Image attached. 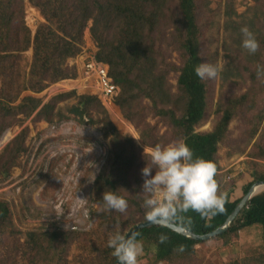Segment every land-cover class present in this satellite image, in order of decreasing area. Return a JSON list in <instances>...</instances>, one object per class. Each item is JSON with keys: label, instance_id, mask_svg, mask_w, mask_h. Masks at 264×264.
<instances>
[{"label": "trees", "instance_id": "obj_1", "mask_svg": "<svg viewBox=\"0 0 264 264\" xmlns=\"http://www.w3.org/2000/svg\"><path fill=\"white\" fill-rule=\"evenodd\" d=\"M252 1L254 5L244 14L234 8L226 11L223 23L229 36L224 44L230 58L223 76L226 81L234 76L247 78L249 88L241 94L219 99L214 128L199 132L197 127L203 123L209 108V92L205 79L196 75L195 68L204 58H209L203 53L204 30H212L216 24V14L209 0H0V74L6 76L5 83L10 81L13 86L9 94L0 96V136L6 129L22 126L25 120L32 118L34 122L50 124L72 120L81 125H102L111 140L108 159L96 180L98 207L90 211L89 221L97 223V229L92 235L78 231L67 233L59 228L28 232L25 243H20V238L18 242L29 263L63 264L69 248L82 240L90 249L91 257L79 259L80 264H119L112 255L113 249L107 245L109 235L119 231L126 237L132 228L148 222L142 207V169L147 163L153 166L150 157L144 155V149L132 136L116 129L97 95L63 91L47 102L46 93L38 95L52 84H63L77 77V68L71 66L69 60L83 52L87 28L97 47V59L109 66L114 82L120 87L116 104L140 131L142 145L150 148L169 143L166 140L182 139L194 157L210 160L217 166L216 180L225 197L223 210L208 217L189 210L181 212L170 223L198 235L209 234L226 223L255 182L264 181V172L254 171L243 197H237L239 178L230 185L224 183L219 162L221 144L228 143L231 123L238 118L248 124L245 133L251 141L262 128L247 156L252 164L259 165V160L264 162V78L257 79L255 70L257 64L264 65V0ZM27 3L37 8L45 19L35 33L26 22ZM244 26L259 42L255 54H249L242 47L240 29ZM165 48L179 54V65L166 61ZM30 49L33 59L28 81L22 83L19 74L16 78L12 75L10 80L7 74L15 58ZM213 62V56L212 61L207 60L215 65ZM170 72L178 74L176 91L172 90L168 79ZM30 90L36 95H23ZM145 99L151 102V110L159 118L156 124L148 121ZM72 100L75 102L70 104ZM64 102L68 104L61 105ZM158 122L171 127L168 136L159 134ZM29 135L30 127L26 126L0 153V176H7L15 159L29 148ZM246 150L240 149L238 153ZM106 190L128 201L124 213L105 210L102 194ZM10 215L8 204L0 200V227H10L13 238L21 236V232L13 228ZM255 225H260L264 232V190L248 201L227 231L213 238L229 244L232 235ZM134 235L138 241L154 245L156 259L169 264H198L197 245L207 241L192 239L164 225L142 228ZM161 235L167 237L163 243L159 240ZM0 264L12 263L3 257ZM226 264H264V254Z\"/></svg>", "mask_w": 264, "mask_h": 264}, {"label": "rangeland", "instance_id": "obj_2", "mask_svg": "<svg viewBox=\"0 0 264 264\" xmlns=\"http://www.w3.org/2000/svg\"><path fill=\"white\" fill-rule=\"evenodd\" d=\"M210 7L216 14V24L212 30H204V56L210 58L214 57V64L218 66L219 74L215 79H205L208 94H209V108L207 109L203 123L197 127V131L205 132L211 131L218 119L216 114V106L219 99H224L236 94L245 92L249 87L250 81L247 78L232 77L226 81L223 72L228 67L230 58L225 50V41L228 39L224 31V14L230 9H235L239 14L246 13L253 5L252 0H209ZM26 9V22L32 29L33 33L36 32L38 25L44 22L40 11L27 3ZM86 43L90 41L91 35L88 28L84 32ZM166 49V48H165ZM165 54L167 62H173L177 65L180 64V57L177 52L166 49ZM209 58H204L207 62ZM33 59V50L22 53L21 56L15 58V61L8 70L7 74L10 80L17 77L19 74L21 82L26 83L30 77L29 70ZM71 65V61L69 62ZM0 74V96L7 95L11 92L13 86L10 81L5 83L6 76ZM13 75V77H12ZM168 79L172 85V90L176 91L178 74L170 72ZM17 85V83H14ZM78 87H75V82L67 81L60 86L52 84L43 93L45 102L49 101L55 95L63 91L75 90L79 94L91 93L92 89H87L86 85L78 82ZM78 89V90H76ZM47 91V92H46ZM36 95L31 90L23 93V95ZM72 100L69 103H74ZM17 103V102H16ZM64 102L61 105H66ZM144 105L148 107V121L156 124L159 119L151 110V102L145 99ZM110 119L116 126V129L123 135L132 136L137 144L144 149L140 131L134 123L126 119L122 114L120 108H110L108 110ZM59 124H50L47 121L34 122L32 118L23 122V125H15L6 129L0 136V153L3 152L5 146L20 132L21 129L28 126L30 127V135L27 140H30L29 148L21 153L18 159H15L13 165L9 169L7 176H0V200L5 201L10 209V220L13 228L21 232V236L12 237L10 227L7 225L0 227V260L5 257L12 264H32L29 263L28 258L24 254L19 242L24 244L26 234L28 232H47L55 228H59L67 233L78 231L81 233L93 234L97 229V223H93L82 217L84 214L81 209L78 212L75 208L77 194L79 189L83 190L85 198L87 199L84 204L87 207L85 213L89 214L91 209H96V180L102 171L107 159L109 149L111 147L110 137L106 136V130L102 125L91 126L92 130L101 133L100 138L97 139L98 148L92 147L90 144H78L81 146L82 151L86 155L75 166L69 157L53 156L55 155V147L58 143L69 144V141L60 142L55 141L58 137L52 138L50 135L51 127L58 126ZM77 125L81 129H87L90 125ZM248 124L243 122L242 119H235L230 126L228 143L221 144L219 149V162L222 170L220 173L224 177V183L232 184L236 178H239L236 183L235 196L243 197L246 186L252 181V173L254 171L264 172V163L262 160L259 165L251 163V158L247 153L252 150L253 145L258 140L262 128L256 138L251 141L247 139L245 131L248 129ZM160 135H169L171 127L163 122H158L157 126ZM137 138V139H136ZM55 139V140H54ZM168 139V138H166ZM5 141V142H4ZM40 141L41 144H34ZM164 141V139H163ZM4 142V144H3ZM166 142H171L166 140ZM28 145V144H27ZM91 148V150L89 149ZM148 148V147H146ZM243 154L238 153L240 149H246ZM89 151V152H88ZM69 161H67V159ZM66 166L68 167L66 169ZM71 167V169H70ZM77 173V174H76ZM76 174L79 180L75 184L72 179ZM95 178V179H94ZM94 179V180H93ZM74 184V185H73ZM264 188L259 189L256 193L259 194ZM64 199V201H62ZM64 202L62 207L61 203ZM60 210L65 212V216L58 217ZM86 222L85 224H83ZM83 230H76L80 227ZM93 229V230H92ZM12 234V235H11ZM20 238L19 242L18 239ZM81 239V238H80ZM143 243V255L138 257V264H169L167 262H159L155 256V247L152 244ZM17 247H20L16 251ZM93 252V250H92ZM198 264H226L235 260H242L255 255L264 254V232L260 225L248 227L239 231L237 235H232L231 242L225 244L223 239H208L207 241L197 245ZM90 249H87L86 242L76 241L67 251L63 260V264H80L79 259L84 257H91L89 255ZM82 256V257H80ZM9 257V258H8ZM42 264V263H40Z\"/></svg>", "mask_w": 264, "mask_h": 264}, {"label": "clouds", "instance_id": "obj_3", "mask_svg": "<svg viewBox=\"0 0 264 264\" xmlns=\"http://www.w3.org/2000/svg\"><path fill=\"white\" fill-rule=\"evenodd\" d=\"M240 31L242 47L249 54H255L259 50V42L255 34L247 26L242 27ZM255 70L257 79L264 78V65L257 64ZM195 73L202 80L215 79L219 69L216 65L202 62L195 68ZM55 85L61 84L55 83ZM146 154L150 157L153 166L149 167L147 163V166L142 169L144 178L142 207L145 209L147 221L170 222L181 212L186 213L189 210L199 213L202 217H208L223 210L225 197L220 192L216 180V164L202 157H194L193 151L184 140L178 139L163 145L144 147V155ZM153 169H155L154 175H152ZM79 200L84 203L87 199ZM102 200L105 210L124 213L128 208V201L112 190L104 191ZM166 239L164 235L159 237L161 243ZM107 245L113 249L112 255L116 257L119 264H138V257L142 256L144 251L143 243L138 241L135 235L126 238L119 231L109 235ZM180 250H183L182 246Z\"/></svg>", "mask_w": 264, "mask_h": 264}, {"label": "built area", "instance_id": "obj_4", "mask_svg": "<svg viewBox=\"0 0 264 264\" xmlns=\"http://www.w3.org/2000/svg\"><path fill=\"white\" fill-rule=\"evenodd\" d=\"M73 66L77 68V78L73 81L75 82V87H78V82H82L83 85H86L87 89H92L91 93L98 96L101 100V103L105 106L107 110L110 111V108L118 109L116 104V99L120 93V87L114 82L109 66L97 59V47L95 46L92 40L87 42L83 47V52L73 59L71 62ZM78 90V89H77ZM58 126L51 127L50 135L52 138L58 137L55 141L65 142L69 141V144L58 143L55 147V155L53 156H64L69 157V160L74 162L76 166L80 160L84 158L86 153L81 149V146L78 144H90L95 149L99 147L97 139L102 137L100 132L92 130L91 126H88L87 129H81L76 121L68 120L58 123ZM5 142V141H4ZM3 142V144H4ZM28 145H30V140H28ZM34 144H41L40 141L35 142ZM91 150V148H89ZM89 152V151H88ZM66 157V159H67ZM67 159V161H69ZM68 167L66 166V169ZM71 169V167H70ZM77 174V173H76ZM76 174L73 175L72 181L76 184L79 178H76ZM74 185V184H73ZM85 194L83 190L79 189L76 200L78 201L75 205V208L78 212L83 210L84 214H81L82 217H90L89 210L88 213H85L87 204L81 203L79 199H84ZM64 201V199H62ZM62 207L64 202L61 203ZM65 212L60 210L58 217L62 218ZM89 219V218H88ZM84 222L83 224H85ZM76 230H83L81 226L80 229L74 227ZM62 229V228H61Z\"/></svg>", "mask_w": 264, "mask_h": 264}, {"label": "water", "instance_id": "obj_5", "mask_svg": "<svg viewBox=\"0 0 264 264\" xmlns=\"http://www.w3.org/2000/svg\"><path fill=\"white\" fill-rule=\"evenodd\" d=\"M264 188V181L263 180H259L257 182H255L253 184V186L251 187V189L249 190V192L246 194V196L242 199V201L237 205L236 209L233 211V213L231 214V216L228 218V220L226 221V223L222 226L219 227L218 229L214 230L213 232L206 234V235H198L195 233H192L191 231L187 230L184 227H180L174 223H170V222H166V223H154V222H144L141 223L137 226H135L134 228H132L126 235V238H129L131 236H133L138 230L142 229V228H146V227H151L154 225H164L167 226L171 229H173L174 231L182 234V235H186L191 237L192 239L195 240H208L211 239L225 231H227L230 227V224L232 223V221L235 219V217L241 212V210L245 207V205L248 203V201L254 197L256 195V193L259 191V189Z\"/></svg>", "mask_w": 264, "mask_h": 264}]
</instances>
